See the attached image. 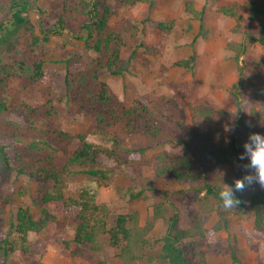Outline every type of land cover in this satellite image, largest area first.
<instances>
[{"label":"rangeland","instance_id":"rangeland-1","mask_svg":"<svg viewBox=\"0 0 264 264\" xmlns=\"http://www.w3.org/2000/svg\"><path fill=\"white\" fill-rule=\"evenodd\" d=\"M0 1L2 4L8 3V0ZM185 1L187 0H155L156 6L153 15L156 14V16L168 20L174 19L176 23L170 33H154L155 31L149 28L147 23L139 22L138 13L141 4L129 6L120 3L119 0H102L109 4L114 12L110 19V28L122 31L128 43L121 51V58L125 61L133 49L136 51L135 58L129 62L127 70L119 75L106 72L104 64L107 54L94 52L85 45L84 40L78 38L81 33L86 32L85 28L73 30L66 28L61 35H53L48 42L39 43L37 46L32 45V37L24 29L16 36V46L13 52H5L4 49H0V60H2L0 67L9 66L11 73L8 76L0 75V77L6 78L7 88L0 91V97L7 102L9 107L19 108V113H23L27 121L24 130L18 137L23 140L22 144L17 149L8 147V155L14 156L16 150L27 151L28 147L25 146L31 143V139H33L32 142L36 139L42 140V143L47 142V145L53 141L54 147L49 150L51 159L50 157L49 159L43 158L44 154L41 151L36 152L35 150V153L41 159L48 162L51 160L52 165L59 170L66 167L63 176V182H65L63 191L66 197L76 195L78 190L95 182L101 184V187L96 191L95 199L100 204L109 206L110 218L107 227L114 225L119 214L131 209L138 210L142 222H145L151 213L153 203L166 199L178 200L179 193L177 194L176 187L174 183L172 184L173 181L165 182L154 177V155L162 149H167L170 153L186 149L190 151V155H193L195 151L180 142L182 138L192 137L189 132L192 126L190 104L213 106L216 110L223 109L228 118L227 122L230 124H237L241 119L255 123V118L250 114L253 105L258 110L264 111V95H256L257 87L253 85V83H261L264 79V68L256 63L264 56V45L248 41L246 35L233 33L231 29L235 20L219 13L215 1L195 0L200 9L204 8L205 13L207 11L219 14L216 18L212 17L208 21L206 20L201 29L199 20L188 19L184 10ZM226 1L230 2L234 9L242 10L246 16L245 25L250 27L252 33L258 35L259 26L264 23V15L256 21H249V12L242 6L245 1L243 3L236 0ZM259 1L264 3V0ZM31 2L29 16L36 26V34L41 35L38 22H48V27L55 22L57 18L55 10H60L63 7L64 0H31ZM34 4L45 8L42 15ZM168 10H173V13H170L172 16L169 15ZM8 18L9 13L0 14V19L7 21ZM122 23H125L126 27H123ZM132 33L136 43L131 41ZM197 34L199 36L194 40V36ZM97 37L98 35L94 33V38L90 42H94ZM233 41H244L248 47V52L246 51L247 53L241 56V61L244 64L242 73L245 74L242 76L243 86L237 85L239 68L235 60L230 58L231 52L227 48L228 43ZM139 43L140 45L135 46ZM194 51L197 55L195 69L187 70L173 65L175 61L189 57ZM39 61L42 62L43 76L36 80L34 76L36 64ZM78 70L82 76L91 78V83H96V86L100 85L102 81L106 82L127 107L137 97L144 94L149 95L153 100L154 117L160 119L161 137L156 139L151 134L145 133L129 136L121 126L117 125L114 128L118 131L123 146L131 149L128 152L126 150L125 155L133 158L140 156L136 168L137 177L131 176L135 168L117 166L111 168V180L105 182L97 180L89 173L91 168L96 170L100 165L81 166L71 163L74 152L81 146L78 137L80 134H84L89 141L102 146H112L113 144L112 141L100 140L92 136L91 129L96 123L94 115L78 112L75 102L66 104L56 99L50 101L48 97L50 91L59 82H64L66 76L75 77ZM224 73H227L231 78L226 83L221 76ZM213 125V122L205 120L201 122L199 129L201 131L208 130ZM8 128V125L0 122V133H7ZM62 132L67 133L65 139ZM58 136H62L63 139L55 140ZM170 138L178 142L166 143V140ZM1 140L2 136H0V144ZM192 146L196 147L195 141L192 142ZM141 147H147V149L142 155H139L138 151H141ZM238 149L239 160L236 164L221 163L218 165L219 174L225 179L227 185H233V182L240 176L251 172L246 167L247 159H240L244 153L243 145ZM199 157L198 153L193 156L197 172L202 165V160ZM203 162L207 163L206 159H203ZM30 163L29 160L25 162L27 165ZM83 168L89 170L87 172L80 171ZM207 169L208 167L205 168V170ZM4 170L5 168L2 166L0 173V206L2 207L0 224L4 225V231L1 232V235L8 232L15 248V251L6 257L5 264H38L39 255L22 252L21 239L18 233L11 228V223L16 217L19 206L29 207L36 218H41L42 210L35 199L39 198V193L43 188L52 191L54 181L49 180L40 184L23 173L16 176L15 173ZM132 182L137 183L135 191L146 186L149 182H154L156 187L166 190L168 196L164 197L163 193L155 194L152 190H148L141 199L126 203L124 202L125 187L130 186ZM183 186L185 189L191 187L190 183H185ZM260 189H264V186L259 182L246 185L245 189L240 192L241 196L245 198L243 205L237 203L226 208L220 198L214 200L218 203L217 206L221 210H226L227 213L222 216L214 212L207 218L209 221L211 218L213 219L211 224L205 222V227L209 231L204 238H201L199 246L201 253L207 258L208 264H235L236 262L232 259V250L241 259L239 264H264V236L252 232L254 208L249 201L252 193ZM44 207L46 209L44 217L49 219L48 225L39 234L30 233L29 239L32 242H36L38 239L46 242L42 254V261L45 264H101L102 260L112 264H122L116 256V250L109 246L107 235L101 238V242L105 246L102 252L92 251L88 247H80L73 242L77 207L66 206L63 200L48 202ZM218 222H224L226 226L213 230V226ZM166 227V220H158L152 235L162 236ZM250 232L251 234H248ZM159 246L160 244H157L153 249L160 251ZM153 264L165 263L155 260Z\"/></svg>","mask_w":264,"mask_h":264},{"label":"trees","instance_id":"trees-1","mask_svg":"<svg viewBox=\"0 0 264 264\" xmlns=\"http://www.w3.org/2000/svg\"><path fill=\"white\" fill-rule=\"evenodd\" d=\"M210 1H215L219 13L235 20V24L231 29L233 33L246 35L248 41L259 42L264 45V23L260 24L259 34L256 35L252 33L249 26L245 25L246 16L242 10L234 9L231 3L226 0ZM119 2L129 6L141 4L138 13L139 22L147 23L149 28L155 31L154 33H170L175 27L176 22L174 19L168 20L156 16V14L153 15L156 6L155 0H119ZM31 4V0H8L6 4H2L0 1V14L9 13L7 21L0 19L1 50L13 52L16 46V36L24 29L28 35H31L32 45L37 46L39 43L48 42L53 35H61L66 28L70 30L85 28L86 32L81 33L78 38L84 40L85 45L94 52L107 54V60L104 64L107 73L112 75L122 74L123 71L127 70L129 62L135 58V49L130 52L127 60L124 61L121 58V51L128 43L122 31H115L110 28V19L114 12L111 6L102 2V0H64L63 7L60 10H55V15H57L55 22L50 24L49 27L48 22H38L41 35L36 34V26L29 16ZM35 6L42 15L45 8ZM242 6L244 10L249 12V21H256L264 15V3H260L259 0H245ZM184 10L188 19L199 20L201 29L204 27L205 10L204 8L202 10L197 9L195 0L185 1ZM122 25L126 27L125 23H122ZM94 33L98 37L94 39V42H90L94 38ZM132 35L133 39L131 41L136 43L135 36L133 33ZM198 36L199 34L195 35L194 40ZM138 45L140 43L135 44V46ZM246 46L244 41H233L227 45L228 50L231 52L230 58L235 60L239 68L237 85L242 86V76H245V74L242 73L244 64L241 61V56L246 53ZM196 59L197 55L194 51L189 57L181 58L175 61L173 65L193 70L196 66ZM256 63L264 68V56ZM9 68L7 65L1 66L0 75L8 76L11 74ZM42 72V62L39 61L36 64L34 79L41 78L43 76ZM75 75L73 78L66 76L64 82H59L50 91L48 94L50 101L56 99L66 104L75 102L78 112L95 116L96 123L91 129L92 136L100 140L112 141L113 144L112 146H102L89 141L84 134H80L78 137L81 146L74 152L71 163L81 166L100 165L99 169L96 170L83 168L80 171L87 172L89 170L93 177L105 182L111 180L110 170L117 166L135 168L131 176L137 177L138 171L136 168L140 156L133 158L125 155V151L128 152L131 149L123 146L118 131L114 128L117 125L121 126L129 136L145 133L151 134L156 139L161 137L160 119L154 117L153 100L149 95L144 94L137 97L127 107L106 82L102 81L100 85L97 84L96 86V83H91V78L82 76L80 70ZM5 81L4 76L0 77V91L7 89ZM253 85L257 87L256 95H264V79L261 83H253ZM19 111V108L9 107L7 102L0 97V120L2 119L0 122L9 126L7 133H0V136H2L0 173L3 166L4 171L13 172L16 176L23 173L40 184L49 180L54 181L52 191L43 188L39 193V198L35 199L42 210L43 216L41 218H36L29 207L19 206L16 217L11 223V228L18 233L21 239L22 252L29 255H39L38 264H45L42 261V254L46 242L42 239L32 242L29 239V234H39L46 229L49 219L44 217L46 213L44 205L48 202L62 200L66 206L74 205L77 207L73 242L80 247H88L92 251L102 252L105 246L101 242V238L107 235L109 246L116 250V256L122 264H153L155 260L163 261L165 264H208L207 258L201 253L199 246L201 238H204L209 231L205 227V222L214 212L222 216L227 213L226 210H221L217 206L218 203L214 201L219 198L220 189L227 188L225 179L219 174L218 165L221 163L236 164L239 160L238 147L244 145L249 135L255 132L264 134V111L258 110L254 105L251 106L250 114L255 118V123L241 119L237 124H230L227 122L226 114H224L225 110H216L213 106L190 104L189 111L192 126L189 132L192 137L182 138L180 142L195 151L193 155H190V151L186 149H179L174 153L162 149L154 155V177L165 182L173 181L172 184L174 183L177 194L179 193L178 200L166 199L153 203L151 213L144 224L141 222L140 212L131 209L128 212L119 214L114 225L107 227L110 218L109 206L100 204L95 199L96 191L101 187V184L95 182L78 190L76 195L66 197L63 191L65 184L63 176L66 167L59 170V168L57 169L52 165L51 160L48 162L43 159L45 157L49 159V150L54 147L53 141L50 145H47V142L42 143V140L39 139L34 140V142L31 139V143L24 140L28 143L25 146L28 147V152L24 149L22 152L16 150L14 156L8 155V147L17 149L23 142L18 137L24 130L27 121L23 113L21 114ZM205 120L213 122L214 125L211 129L201 131L199 126ZM62 135L64 139L67 137L66 132H62ZM62 139V136H58L55 140ZM172 141L178 142L170 138L166 140V143ZM193 141L196 142V147L192 146ZM140 149L141 151H138V154L142 155L147 147H141ZM35 150L36 152L41 151L44 157L39 158ZM196 153L199 154V158L202 160L198 172L193 160ZM203 159H206L207 163H204ZM28 160L31 163L27 165L25 162ZM207 167L208 169L205 170ZM243 177L240 176V178ZM135 182L125 187L124 202L126 203L141 199L148 190H152L155 194L163 193L162 196L164 197L167 194L166 190L156 187L154 182H149L146 186L135 191V185L137 184ZM185 183H190L191 187L185 189L183 186ZM20 194H23V192H20ZM236 197L238 204L243 205L245 198L241 196L240 192L236 193ZM6 201H8V198H6ZM249 201L254 208V228L252 232L264 236V189L252 193ZM1 209L0 206V211ZM160 219L166 220V231L160 237L153 236L152 231ZM221 226H226V224L218 222L212 229L218 230ZM3 229L4 225L0 224V264H5L6 257L15 251L13 242L9 238L10 234L7 232L3 236L1 235ZM248 234H251V232ZM157 244H160V251L153 249ZM232 252L233 261L241 262L236 252L233 250ZM101 264L112 263L102 260Z\"/></svg>","mask_w":264,"mask_h":264},{"label":"clouds","instance_id":"clouds-1","mask_svg":"<svg viewBox=\"0 0 264 264\" xmlns=\"http://www.w3.org/2000/svg\"><path fill=\"white\" fill-rule=\"evenodd\" d=\"M243 148L244 153L240 156V159H247L248 164L246 167L251 172L243 178L236 179L233 185L226 184L227 188L220 189L219 198L226 208H230L238 203L236 193L242 192L246 185L259 182L264 186V134L259 132L251 133L248 140L244 143ZM144 223L142 222V224Z\"/></svg>","mask_w":264,"mask_h":264},{"label":"crops","instance_id":"crops-1","mask_svg":"<svg viewBox=\"0 0 264 264\" xmlns=\"http://www.w3.org/2000/svg\"><path fill=\"white\" fill-rule=\"evenodd\" d=\"M232 1H234V0H232ZM236 1H238V2H241V3H243L245 0H236ZM196 8L197 9H199V10H202V9H200L199 8V6H198V4L196 3ZM168 13H169V15L170 16H172L170 13H173V10H168ZM217 15H219L218 13H208L207 11H206V13H205V17H204V21L206 22V20L208 21V19L209 18H212V17H214V18H216L217 17ZM175 17V16H174ZM247 49H248V47H247ZM247 52H248V50H247ZM246 52V53H247ZM263 57V56H262ZM259 60V59H258ZM222 76V80L226 83V82H228L227 80H230L231 78L229 77V75L227 74V73H224V74H222L221 75ZM215 218V217H214ZM212 218H211V220L209 221V220H207L206 222H207V224H211V222H212ZM230 255V254H229ZM230 257V256H229ZM235 264H239L238 262H236Z\"/></svg>","mask_w":264,"mask_h":264}]
</instances>
